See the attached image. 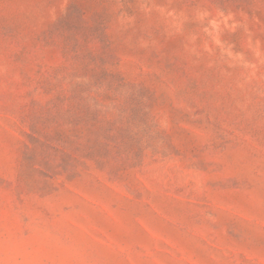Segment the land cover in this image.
Instances as JSON below:
<instances>
[{
	"label": "rangeland",
	"instance_id": "1",
	"mask_svg": "<svg viewBox=\"0 0 264 264\" xmlns=\"http://www.w3.org/2000/svg\"><path fill=\"white\" fill-rule=\"evenodd\" d=\"M0 264H264V0H0Z\"/></svg>",
	"mask_w": 264,
	"mask_h": 264
}]
</instances>
